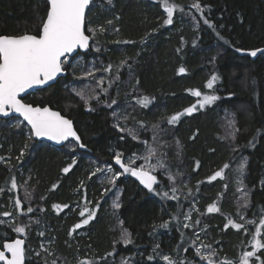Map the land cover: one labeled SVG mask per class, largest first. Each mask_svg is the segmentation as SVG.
Returning <instances> with one entry per match:
<instances>
[{"label": "trees", "instance_id": "1", "mask_svg": "<svg viewBox=\"0 0 264 264\" xmlns=\"http://www.w3.org/2000/svg\"><path fill=\"white\" fill-rule=\"evenodd\" d=\"M98 2L101 1L95 0L91 6L86 26L91 28L103 25L106 31L92 38L88 52H79L69 59L72 61L83 58L86 65L94 60L97 69L101 68V72L96 74H103L106 80L119 76L123 83L118 82L120 89L115 85L109 94L102 96L112 98L116 93L113 108H107L103 102L97 104L94 100L90 102L94 110H86L83 101L71 91V82L77 81L73 79L68 65L65 66L67 75L58 79L52 87L24 97L27 103L49 106L71 119L86 147L81 150L72 141L61 148L52 147L48 143L29 139V129L19 119H0V157L4 158L0 160V188L4 189L1 199L9 196L20 199L25 213L27 207L34 209L33 213L19 215L21 226L39 221V224L30 223V230L25 235V264H51L53 260L58 264L67 258L77 257L79 252L75 247L69 246L64 229L56 233L49 231L52 226H56L55 223L59 224L61 221L60 215L54 214L53 205L70 203L72 188L87 177V173L83 171L86 164H111L118 171L113 160L115 152H122L125 159L134 153L137 156L146 155V147L150 142V132L146 127L153 128L156 124H159L156 129L158 131L167 128L171 131L166 130L163 135L168 145H175L177 148L180 160L176 162L178 169L190 183L199 186L201 213L206 211L208 204L214 202L221 189L223 214L225 212L224 215L230 217L235 213V190L231 188L232 182L228 174L235 169L241 156L247 157L245 184L250 190V205L241 210L246 220L258 223L260 210L264 209V184L261 183L264 181V135L256 138L254 148L248 146V141L253 139L257 129L264 130V56L258 54L256 58H252L235 52L234 48H264V0H200L202 5L208 6L204 16L212 21L216 31L231 46L224 44L218 39L216 31L203 24L200 13L194 8L191 10V24L187 23L182 27L181 21H175L169 27L163 24L167 14L160 0H113L111 5L103 2L96 6ZM170 2L183 9L182 12L176 11L177 19L190 18V15H186L188 4L192 5L195 0ZM45 15L46 1L0 0V34L35 33ZM193 17L196 19L193 20ZM108 20L113 21L112 25L106 23ZM86 34L90 36V33ZM117 40L132 43L117 44ZM146 40L148 44L142 50ZM94 46H98L101 51L93 52ZM177 49L180 51L177 52ZM122 60L126 64L115 73ZM109 64L114 66L112 72H103L102 69ZM181 66L186 72L178 75ZM214 71L220 76L215 85V94L221 99L211 107L182 117L175 126L168 125L167 117L196 103L197 98L188 89H198L203 93L209 91L205 89V84ZM253 80L255 83H252ZM131 88L137 92L132 98L125 92ZM141 96L151 99L152 103L148 108H141L136 103ZM102 97L100 96L101 101ZM129 98L131 102H128ZM118 108L121 109V115L127 114L126 119L134 120L133 124L144 125L139 130V140L122 134L114 126L117 124V117L112 113ZM229 114L234 116L239 130L235 141L224 139L222 118ZM13 121L21 123V127L11 126ZM133 124L130 128H133ZM194 134L195 139H192ZM121 136L125 138L122 140ZM177 141L180 148L177 147ZM25 144L29 145L27 149L24 148ZM233 147H237L238 151L233 152ZM162 148H166L165 145ZM21 149H24L25 154L18 161ZM73 154L79 156L80 164L65 174L62 169L67 163L62 158ZM197 161L199 168L193 171ZM224 163L230 164V168L225 170L226 178L222 182L217 180L207 185V177L213 172L212 169H220ZM13 177L17 180L18 187L9 191ZM158 179L162 186L165 178H162L160 172ZM97 181L92 178L85 181L84 186L90 185L93 196L101 197L103 187ZM54 184L57 185L56 189L52 188ZM225 184L228 185L227 188ZM115 186L120 191L121 204L117 209V217L119 222H123L122 229L130 233L133 243L123 246L116 233L111 232L113 222L105 211L107 193L94 223L95 237L106 245L105 249L115 250V257L121 255L133 258L132 264H166L157 253L168 255L176 261L184 259L185 264L188 261L207 264V261H200L194 254L192 232L183 229L179 223L184 212L183 208H178L179 202L164 201L145 191L130 174L120 176ZM26 192L30 194V199H25ZM3 205L0 204L1 211H5L1 208ZM174 216L176 219H173ZM206 216L209 226L207 232L210 233L208 236L213 238L210 241H215L217 246L219 244L222 247L217 252L216 259H226L238 264L239 257L246 250L247 236H243L241 230L236 231L231 227L225 229L227 220L221 215ZM73 221L68 218L64 222L69 225ZM165 221L169 222V227L158 233L156 228ZM9 225L0 224V248L4 241L15 239L18 235ZM41 231L45 233L44 236L38 235ZM51 234L55 236L53 245L49 246L48 252L42 251L39 241L45 236L50 238ZM37 252L40 255L34 256ZM148 256H154V259L149 260Z\"/></svg>", "mask_w": 264, "mask_h": 264}, {"label": "snow or ice", "instance_id": "2", "mask_svg": "<svg viewBox=\"0 0 264 264\" xmlns=\"http://www.w3.org/2000/svg\"><path fill=\"white\" fill-rule=\"evenodd\" d=\"M106 2L111 5L112 0H106ZM94 0H46V15L41 19L40 26L35 33L25 32L18 35H7L0 34V118H5L7 120H16L22 118V121L26 122L29 126V139L31 138H46L49 141H54L57 144H61L64 141H68L69 138L74 140L79 148L83 149L86 147L82 143L80 136L77 134L76 130L73 127V121L59 111H54L49 106H34L32 103H27L24 100L22 94L28 92L29 89L40 88L41 86L52 87V83L57 80V77L63 74L66 71V65L73 68V71L77 68L80 69V75L76 76L77 80H86L94 78L98 69L93 67H84L81 61H77L76 65H72L71 60L69 59L74 53L79 54V50H89L90 44L89 41L93 38L86 34V32H91L94 35L103 34L106 31V28L101 25L98 27H87L86 21L88 18V13L91 11V6L93 5ZM161 6L164 8V11L167 14V18L164 19V25H171L173 23L174 13L176 11H183L177 4L170 2V0H160ZM192 8L196 9L200 13V19L203 21V24L208 28L216 31V26L204 16L205 10L208 8L207 5H202L200 0H195L191 5ZM118 19V17H117ZM196 18L193 17V20ZM108 25H112L113 21H106ZM223 27V25H221ZM118 31V29H116ZM216 35L219 40H222L224 44L230 45V42L227 41L223 36L216 31ZM183 43V38H181ZM117 44H128L132 41L126 40H117ZM96 52H100L101 49L96 47L94 49ZM235 52L242 55H247L252 58H256L258 54L264 56V48H254V49H244L241 47H235ZM180 49H177L179 52ZM215 57H213V61ZM126 64V61H121L120 65L117 66V71L119 67H122ZM113 65L109 64L102 69L105 73H110L113 70ZM186 69L181 66L178 69V75L184 74ZM112 79H119V76ZM220 80V76L214 71L210 78L205 84V89L209 90L206 93L198 89H188L187 91L193 97L197 98L195 104L183 109L181 112H177L170 117L166 118L168 125L175 126L182 117L191 116L194 112L203 110L207 107L213 106L221 97L216 93L215 85L217 81ZM110 83L112 80L110 79ZM104 83V78L101 77L96 81V86L99 87L100 91L97 92L91 85H84L82 88H73L72 91L76 96L83 101L86 110L93 111L91 108L90 102L95 100L97 103H105L109 108L112 105L116 104V100L113 99L111 104H108L107 101L100 100V93H107V89L101 87ZM252 83H255L253 80ZM231 95V94H230ZM136 103L141 108H148L152 103L151 99L147 96H141L137 98ZM12 114H18L14 116ZM112 115L117 117L118 114L113 112ZM16 128L21 127V123H15L13 125ZM118 131L126 132L133 140H139L140 133L136 128H124L117 123L114 125ZM140 128H143L144 125L141 123ZM159 128V124L153 125V129ZM238 129L236 128V122L234 116L229 114L226 124V136L225 139H230L235 141ZM264 135V130L257 129V132L252 140L248 141L249 147H255V141L257 137ZM125 137L121 136L123 140ZM192 139H195V134ZM177 147L180 148L179 141L176 142ZM28 144H25L24 148L27 149ZM233 152H237L238 148L233 147ZM147 155L137 156L133 154L131 157H128L127 160L124 158V154L120 151L115 152L113 160L115 165H118L122 171H114L111 164L104 165L95 168V170L90 174L89 179L95 176L97 173H100L104 177V181L108 185L115 186L117 179L123 174H130L132 177H135L140 185L143 186L149 193L159 195L162 198L177 200L176 196L177 189L176 187H171V195L168 191H163L161 186V181L158 179V170H166V165L157 158V153L155 149L148 146L146 147ZM25 154L24 149H21L19 157L17 160L23 158ZM179 154V153H178ZM3 157H0V160H3ZM137 159H142L144 163L137 166ZM155 160V163L151 162ZM77 163L76 159L73 158L72 163L67 167L62 169V172L67 174ZM248 158L241 156L238 160V163L234 169V178L235 183L237 184L236 191L241 193L240 200V209H247L250 205V190L245 184L246 172H247ZM199 168V161L196 163V169ZM230 168L229 163H224L223 166L215 171L212 175L207 177L208 183L217 181L218 178L225 179L226 173L225 170ZM179 173L173 175L170 172L167 174V179L172 184L176 182V176ZM27 183V181H25ZM199 183V182H198ZM264 184V181H261ZM83 186V182H81ZM187 186V185H185ZM225 184V188H227ZM18 187L17 180L15 177L11 179V187L9 191L15 190ZM57 185H53L52 188L56 189ZM112 191V188H104L102 196ZM4 192L3 188H0V193ZM189 194L190 190H189ZM25 199H30V194L25 193ZM43 199V197H41ZM92 201L84 199V207L80 208L79 216L82 220L75 224L74 227L69 231V236L72 235L77 229H80L82 226L89 224L91 220L94 219L96 215V208L99 207V201L96 202V208L89 209L88 204H91ZM15 209L19 215H24L26 213H33L34 209L32 207H27L26 213L22 211V205L20 199H15ZM68 208V205H57L54 204V209ZM112 207L114 209H119L121 204L119 203V194L116 195V199L113 201ZM195 210V204L193 203L192 209L184 213L185 221H190L191 211ZM43 211V209H41ZM207 213H217L221 211L220 206L217 202L210 204L207 209ZM3 217H10L12 213L3 212L0 213ZM19 215L16 218L14 224L9 226L12 228V231L19 236L23 237L30 230V223H37L39 221H32L29 224H23L19 220ZM173 219H176L174 216ZM240 221L243 223L235 222L232 218L226 217L227 223H225L224 228L228 229L231 227L237 231L243 230L248 232L247 225H254L255 232L251 236L249 241L251 250L244 251L243 254L238 259V264H264V209L260 210V215L258 217V223L252 220H246L243 215L239 217ZM5 220H0V224H5ZM123 223L122 221L120 222ZM200 224L199 220H196L195 224L185 222L183 224L184 228H194ZM160 228L167 229L169 227V222L165 221L159 225ZM38 235L44 236L43 231L39 232ZM183 235V234H182ZM196 241L200 239L199 233H195ZM196 241H193L195 244ZM121 242L124 245L132 244L130 233L123 229L121 232ZM157 248L159 245L156 246ZM41 250L48 252V249L41 244ZM196 255L200 256L201 260L207 261V264H233L230 260H219L214 259L217 256V251L212 248L210 244L201 245L200 247L195 248ZM37 256L40 255L39 252L36 253ZM49 255L51 253L49 252ZM112 255V253H108ZM149 260H153L154 256H148ZM162 259L166 264H185V260L181 259L176 261L168 255H164ZM26 261V247L24 238H16L6 240L2 243V248H0V264H25ZM47 264V262H46ZM51 264H56V261L53 260ZM78 264H91L90 261H78ZM125 264H128L125 261ZM191 264V262H188Z\"/></svg>", "mask_w": 264, "mask_h": 264}, {"label": "rangeland", "instance_id": "3", "mask_svg": "<svg viewBox=\"0 0 264 264\" xmlns=\"http://www.w3.org/2000/svg\"><path fill=\"white\" fill-rule=\"evenodd\" d=\"M100 1L101 2L100 3L98 2V4L96 6H100L103 2L107 3L106 0H100ZM150 1H156V0H150ZM188 7L189 8H187L186 15H190V18L189 17L185 18V19L182 18V20L179 19V18L177 19V17H175L176 16V12H175L174 13L173 22L181 21L180 24L182 25V27H185V24H187V23L191 24L192 23L191 12H193V11H191L192 7H191L190 4H188ZM178 16H179V13H178ZM168 26L171 27V25H168ZM172 32H174V31L172 30ZM88 33H90V36H92V37L95 36V35L93 36V34L91 32H88ZM168 34H170V33L168 32ZM147 42H148L147 40L143 42L142 50L146 49V46L148 44ZM96 47H98V46H96ZM96 47L95 46L93 47V52H96L94 50ZM77 61H81L82 65L84 67H93L94 66L96 69L98 68L96 66V62H94V60H91V62L88 65H86V63L83 60V58H75L74 60L71 61L72 65H76ZM100 69L97 72H101ZM70 72H71L72 77H74L73 79H75L76 76H79L81 74L79 68H77L75 70V72H74L73 68L70 67ZM116 72H118V71H115V73ZM101 77L104 78V75L103 74H96V77L90 78V79H86V80H77V79H75V81H77V83L71 82V84H70L71 85V87H70L71 91H72V89L74 87L75 88H82L84 85H91L92 88H94L96 91L97 90L100 91L99 87L96 86V81L99 80ZM111 80H112V82L110 83L109 79L106 80V78H104V83L101 85V87L106 88L107 89V93L106 94L105 93H100L101 97L109 94L111 89H112V87H114L115 85L118 87V85H117L118 82L119 83L121 82L119 79H111ZM120 84H123V83L121 82ZM125 92H127L126 94H128V96L131 97V98H132L133 95H135L137 93L134 88H131L128 91H125ZM73 94H74V96H76L74 92H73ZM115 97H116V93L113 94L112 98H109L108 96L107 97H102V98H103V101H107L108 104H111V101ZM131 98L128 99V102H131ZM97 104H99V103H97ZM104 105L107 106L105 103H104ZM114 105H112V106H114ZM112 106H111V108H113ZM107 108H109V107L107 106ZM120 110H121L120 108L115 110V112L118 114L117 120H116L115 123H119V125L121 127H124V128L132 127V124L134 123V120L129 121L128 119H126V118H128L126 116L127 114L124 113V115L123 114L121 115ZM228 118H229V115H227L226 117L222 118V129H223V132H224V137L226 136V124H227V119ZM130 122H131V124H130ZM15 123H18V121H13L10 124H11V126H13ZM27 128H28V126H27ZM133 128L138 129V131L142 129V128L139 127V125H135V124H133ZM146 129L148 130V132H150V133H148V136L150 137V142H149L148 146H150L153 149H155V151L157 153V158H159L166 165V170H158V172H160L162 178H165L164 179L165 181H164V183L162 185V190L163 191H168L169 195H171L172 194L171 193V187H173V186L176 187V189H177L176 196L178 197L177 200H181V202L180 201H176V200L165 199V198H162L159 195H157V196L160 199L164 200V201L179 202L178 208H183V210H184L183 214L189 212L192 209V205L194 203L195 204V210L191 211V219H190V221H185L184 215H182L181 219L179 220V223L182 225L183 229H188L189 231L192 232V235L194 237V241H196L195 233H199L200 239L195 242L194 249L196 247H200L202 244L203 245L210 244L213 249H215L217 252H219L222 249V247L219 244L217 246L215 241H213V242L210 241L213 238L211 239L208 236L210 234V233L207 232V230L209 229V226H208V222L206 221L205 218L207 217L206 215L209 214V216L210 215L211 216L221 215V216H223V218L226 219L227 216L224 215L225 212L223 214L222 210L220 212H217V213H207V211L201 213L199 211L200 204L202 203L201 197L199 195V186L196 183H190L189 179L185 178V175L183 174V172L178 169L176 162H179L180 160H179V155L177 154V148H176L175 145H168L167 142H166V137L163 135V133L166 130H168V131H170V130L167 128L166 130L162 129L161 131H158V130L150 128V127H146ZM121 133L127 135L126 132H121ZM226 140L229 141L230 139H226ZM163 145H165L166 148L163 149L162 148ZM69 147H71V145H69ZM170 151H171V153H170ZM146 155H147V152H146ZM129 157H131V156H129ZM73 158H75L76 161H77V163L73 166V168H75V166L77 164H80L79 159H78L79 156L77 154L76 155L73 154L71 157L67 156V157L62 158L63 161L65 163H67L64 167H67L69 164H71ZM127 158L125 160H127ZM151 162L155 163V160H152ZM136 163H137V166H138L139 164L144 163V161L142 159H137ZM104 165H108V164L99 163V162L89 163L88 165L86 164L84 166V170L83 171L85 173H87V177H86V179H83V181H81V182H83V186H81V182H79L78 185H76V187L72 188L71 192H72V196L73 197H72L70 203L64 204V205H68V208L61 207V209H59V210L52 209L56 216L60 215L61 221H59L60 222L59 224L55 223L56 226H52L49 231L56 233V231H61V230L64 229L65 236H66L67 242L69 243V246L75 247L76 250L79 252L76 258H67L66 261L62 260L58 264H78V261H84V260L90 261L91 264H125V261H127L128 264H132L133 258L126 257V256L122 257L121 255L115 257V250H107V249H105L106 245H104V243H102L101 241H99L95 237L96 233H95L94 223L97 220L96 215H95L94 219L89 222V224L82 226L80 229H77L75 232H73L71 236H69V231L74 227L75 224L79 223L82 220V218L79 216V211H80L81 207L85 206L84 205L85 197L87 198V200L92 201L91 204L87 205V207L89 209L96 208V202L97 201L100 202L99 203V207H101V203L106 198V194L102 196L104 188L110 187V188H112V191L108 192V194H107L108 195V203L105 206V211H106V213L109 214L110 220H112V222H113L112 223L113 225L111 226V232H115L116 235H117L118 240H121V232H122L123 229H122L121 223L119 222V219L117 217V209H114L112 207L113 201L116 199V195L117 194L120 195L119 189L116 188V186L108 185L104 181L103 175L100 174V173H97L92 178H96V180H98L97 183H99V184L101 183V186L103 187V189L101 191V197L93 196L92 191L90 190V185L87 186V187L84 186L85 185L84 184L85 181H88V180L92 179V178L89 179V176L95 170V168L100 167V166H104ZM117 167L119 169L118 171H122V169H120L118 165H117ZM72 169L70 170V172L72 171ZM212 170H213V172H211L208 175V177L210 175H212L215 171H217L218 168H214ZM168 172H170L173 175L179 173V175L176 176L175 184H172L171 182L168 181V179H167ZM228 176L230 177V180L232 182L231 188H233V190H235L236 202H237V205H238V206L237 205L235 206V208H237V209H235V211H234L235 213L233 215H231L230 218H232L235 222L243 223V221H240V219H239L240 215H243L242 214L243 211L240 209V203L241 202L239 200V197H240L241 193H238L236 191L237 184L235 183L234 170H232L228 174ZM217 180H220L222 182V180H224V179L218 178ZM213 182H215V181H213ZM212 183H208L207 185L212 184ZM185 185H187V186H185ZM223 186H224V183L222 184V188H223ZM189 190H190L191 194H189ZM2 194L3 193H0V204H1V206L3 204H5V206L3 205L4 207H1V208H4L3 210L12 213V216L3 217L2 215H0V220H5L6 221L5 224H14L15 221H16V218L18 217L17 215H19L17 213V210L15 209V206H14L16 198L12 197V196H9L7 198H4L5 200L4 199L2 200L1 199V198H3ZM222 199H223V194H222V189H221L219 194H218V196L213 201L217 202L218 205L220 206V208H222V203H221ZM214 202H212L211 204H213ZM209 205L210 204H208L206 206V209H207V207ZM61 206H63V204ZM99 207L96 208V214H97V211L99 210ZM5 211H1V209H0V213H3ZM22 211L25 213V211L23 210V207H22ZM27 214H29V213H27ZM68 218H72L74 221L72 223H70L69 225H66L64 221H66ZM196 220L200 221V224L198 226H196L194 228H184L183 227V224L185 222H189V223L195 224ZM206 222H207V224H206ZM247 227H248V232H244L243 230H241L242 234H244L243 236H245V235L247 236L246 237L247 246H245V248H246L245 251L251 250L249 241L251 240L252 234H254V232H255L254 225H247ZM164 230H165L164 228H160V227L156 228V231L158 233H162ZM25 239H26V236H25ZM54 239H55V236L53 234H51L50 238H47L45 236L44 238H42L39 241V243L43 244L44 247L48 249L51 244L53 245ZM244 241H245V239H244ZM123 246H125V245L123 244ZM155 250L157 251V248ZM262 251H264V250H262ZM108 253H112V255L109 256ZM157 254H158V256H160V259H162V257L164 256L161 253H157ZM194 254H196V253H194ZM33 255L36 256V253H34ZM196 256L201 261L200 256H198V255H196ZM214 259H216V257ZM188 262H191V264L194 263L192 261H188Z\"/></svg>", "mask_w": 264, "mask_h": 264}, {"label": "water", "instance_id": "4", "mask_svg": "<svg viewBox=\"0 0 264 264\" xmlns=\"http://www.w3.org/2000/svg\"><path fill=\"white\" fill-rule=\"evenodd\" d=\"M41 1H46V0H41ZM94 1H95V0H94ZM91 43H92V39L89 41L90 46H91ZM87 51H89V50H87ZM87 51H86V50H79V52H81V53H86ZM75 55H76V54L74 53L71 57H74ZM71 57H70V58H71ZM66 75H67V71H65L63 74H61L60 76H58V77H57V80H56L55 82H50V83H52V85H53L54 83H56V82L58 81V79H60V78H62V77H65ZM45 88H48V87H47V86H41L40 88L29 89L28 92L25 93V94H22V96H23V97H27V96L31 95L32 93L37 92V91H40V90L45 89ZM51 109H52V108H51ZM52 110L57 111V110H55V109H52ZM12 115L18 117V114H12ZM65 117H66V116H65ZM0 119L7 120V119H5V118H0ZM18 119H19L20 121H22V118H18ZM22 123H25V124L27 125V123L24 122V121H22ZM27 126H28V125H27ZM28 127H29V126H28ZM73 127H74V129L76 130L74 124H73ZM76 132H77V131H76ZM77 133H78V132H77ZM78 135H79V134H78ZM33 139H34L35 141H38V142H45V143H48V145H51L52 147H56V148H61V147L64 146L67 142H70V141H73V143L76 144V142H75L74 140H72L71 138H69L68 141H64V142H62L61 144H57V143H55L54 141H49V140H47L46 138H40V139H37V138H34V137H33ZM77 146H78V145H77ZM80 149H81V148H80ZM81 150H83V149H81ZM130 176H131V175H130ZM131 178L139 184V182L136 180L135 177H132V176H131ZM139 186H140L142 189H144L142 185L139 184ZM144 190L147 191L146 189H144ZM147 192H148V191H147ZM16 238H24V239H25V236L21 237V236H19V234H18ZM16 238H15V239H16Z\"/></svg>", "mask_w": 264, "mask_h": 264}, {"label": "bare ground", "instance_id": "5", "mask_svg": "<svg viewBox=\"0 0 264 264\" xmlns=\"http://www.w3.org/2000/svg\"><path fill=\"white\" fill-rule=\"evenodd\" d=\"M88 52V51H87ZM64 78V77H63ZM29 128V127H28ZM73 142V141H72Z\"/></svg>", "mask_w": 264, "mask_h": 264}]
</instances>
